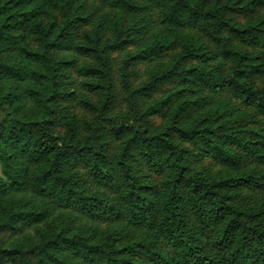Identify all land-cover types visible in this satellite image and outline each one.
Masks as SVG:
<instances>
[{
	"label": "trees",
	"instance_id": "1",
	"mask_svg": "<svg viewBox=\"0 0 264 264\" xmlns=\"http://www.w3.org/2000/svg\"><path fill=\"white\" fill-rule=\"evenodd\" d=\"M73 1H68L69 6ZM99 1L109 7L131 13L141 10L137 0ZM152 1L164 6L163 23L178 27L196 25L219 47L221 54L231 61V73L225 76L217 69L205 68L166 72L161 77H152L147 85L139 89L140 94L152 92L160 83L178 76L190 83L188 90L194 96L198 94L200 86L210 92L226 89L264 115V90L256 88L251 82L254 74L264 70V63L259 62V57L241 53L231 45V37L235 36L244 43L259 41L264 47V18L256 25L242 28L230 17L232 14L253 13L264 6V0H238L237 3L216 5L213 8L196 0ZM35 2L36 0H0V108L4 114L0 125V196L16 198L14 195L21 193L18 198L19 208H15V201L9 206L7 217L0 221V233L15 230L21 222L41 220L47 209H37L34 205L48 208L50 198L64 207L63 212L67 214L68 209L74 208L106 220L118 213V209L114 205L107 206L101 196L80 189L79 179L74 173L68 174L64 171V165L77 156H82L85 149L56 143L44 135H35L31 131V124L23 118L27 112H32L35 116L42 115L44 105L49 100L63 101L69 95L60 89L59 78L63 76V73H60L61 65L70 62L54 63L49 49L59 48L60 42L68 40L72 29L81 21L79 7L76 10H66L63 23L52 38L49 37V31L43 28L45 38L42 51L32 50L29 45L21 44L23 36L20 30L41 31L39 17L42 10L41 7L35 6ZM136 28L134 26L131 29ZM226 32L231 34L227 36ZM117 40L118 43L106 45L105 48H119L124 41L118 38ZM97 44L77 45V50L91 54L98 60L107 61L108 58L103 53L105 49L97 47ZM165 44L166 41L156 40L152 45L138 50L133 59H149L164 48ZM202 50L193 45L186 46L185 57L207 58L209 53ZM28 62L48 67L54 77H50L49 72L36 70ZM81 71L89 74L100 72L95 66L83 67ZM113 100L112 85L109 84L102 110L110 109ZM84 103L94 108L89 102ZM168 104L169 98L158 100L147 109L146 115L161 114ZM181 111H184L183 107L176 109L174 117H179ZM174 127V131L181 138L194 143L200 142V149L204 153L214 156L222 163L239 165L240 158L232 149L211 139L209 134H214L213 131L189 130L178 125ZM113 131L115 135L125 136L117 161L128 185L124 194L128 220L134 225L152 224V216L157 212L162 235L173 248V252L164 253L149 251L146 245L138 244L137 254L144 250L142 255L151 254L155 264H264V210L248 214L237 209L232 203V191L235 188L259 182L260 177L229 176L219 180L194 177L188 174L185 159L187 151L172 142L168 135L146 137L136 125L124 124L113 125ZM219 138L237 137L220 135ZM245 142L248 146L251 144L249 141ZM103 147V144L100 145L94 154L90 170L100 183L109 185L113 177L106 169L109 161ZM134 148L139 150L147 164L159 168L165 164L169 168L159 194H149L150 187L142 184L140 177L136 176L127 164V158ZM185 189L186 204L195 213L199 226L205 229L216 227L214 236L208 240L209 251L202 243L203 237L196 238L188 228L186 212L184 206H181ZM92 234L98 241L101 239L97 229ZM113 236H116V240H122L119 235ZM64 243L68 248L83 251L90 256L103 253V245L91 244L88 238L83 236L65 237ZM60 247L57 241H49L42 248L34 250L35 264H45L46 261L68 264L56 253ZM6 254H20L21 264H33L18 248L0 249V264H4L3 255ZM103 255L102 264H145L136 261L134 256L124 261L118 260L111 251Z\"/></svg>",
	"mask_w": 264,
	"mask_h": 264
},
{
	"label": "rangeland",
	"instance_id": "2",
	"mask_svg": "<svg viewBox=\"0 0 264 264\" xmlns=\"http://www.w3.org/2000/svg\"><path fill=\"white\" fill-rule=\"evenodd\" d=\"M69 0H36L35 6L41 7L39 19L41 31H22L21 44H27L32 50L42 51L44 47V30L49 37L55 35L63 23L66 10L79 7L81 21L72 29L68 40L60 42L59 48L49 49L54 63L61 65L59 78L60 89L69 94L63 101L49 100L44 106L43 114L35 116L27 112L23 117L31 124L35 135H44L56 143L72 145L85 149L82 156H77L64 165V171L74 173L79 179V188L87 193L101 196L106 205H114L118 213L109 219L102 220L74 208L64 213V207L59 206L50 198V207L34 205L37 209H47L46 215L39 221L21 222L15 230L0 233V249L18 248L27 255L30 261L36 263L35 251L49 241H57L61 245L56 250L68 264H102L103 253L112 252L118 260H126L130 256L145 264H155L151 254L138 252V244L146 245L149 251L173 252L162 235L159 227L158 213L152 216V224L134 225L127 218L124 194L127 182L118 156L121 152L125 136L114 134L113 125H136L146 137L168 135L169 139L185 149L188 174L207 179H222L229 176L251 175L260 177L259 182L244 184L232 191V203L245 213L254 214L264 210V115L250 104L244 103L232 95L229 90L210 92L200 86L196 96L188 89L190 83L174 76L160 83L155 90L140 94L139 89L147 85L152 77H161L166 72H178L189 68L217 69L223 75L229 76L231 61L226 59L219 49L200 29L193 24L171 26L162 22L163 5L152 0H137L141 10L131 13L119 8H112L99 0H74L69 6ZM213 8L216 5L233 4L238 0H196ZM234 23L242 28L256 25L264 18V6L249 14H232ZM137 27L132 30V27ZM226 32L225 35H230ZM123 44L115 49L105 46ZM232 47L250 56L259 57L264 63V47L257 41L254 43L241 42L237 37H231ZM166 41L164 48L156 55L146 60H134V54L144 46L152 45L154 41ZM97 41L99 44H97ZM95 45L103 51L108 60H98L91 54L81 53L77 45ZM200 47L208 52L207 58L185 57L186 46ZM106 46V47H107ZM202 50V51H203ZM203 51V52H204ZM40 72L50 73L49 68L35 62H28ZM95 66L100 72L85 73L81 69ZM252 84L264 90V70L251 77ZM112 85L114 100L110 109L102 110L107 86ZM158 84V83H157ZM169 98V104L161 114L146 115L147 109L156 101ZM84 101L94 108L88 107ZM5 107V106H4ZM183 107L179 117H174L176 109ZM4 114L0 108V125ZM175 125L189 130H210L211 139L226 148L232 149L240 158L238 166L222 163L214 156L200 149L201 143L190 142L174 131ZM220 135H230L237 138H219ZM245 141L251 142L246 145ZM104 145L105 154L109 161L108 169L113 181L109 185L100 183L91 172V162L100 145ZM254 149V150H252ZM257 155H256V154ZM127 164L140 181L150 187L149 194H159L163 180L169 173V168L163 164L161 168L147 164L134 148L127 158ZM33 169V168H32ZM0 175L1 166H0ZM185 189L183 209L189 230L198 238L203 237L202 243L209 251L208 240L214 236L216 227L207 229L199 226L196 215L186 204ZM0 196V221L7 217L9 206L18 198ZM28 195V194H26ZM19 202V203H18ZM99 231L101 239L93 238L95 230ZM110 231V232H108ZM112 234V235H111ZM116 234L122 240H116ZM83 236L89 243L102 246L103 253L87 255L83 251H75L64 243L65 237ZM199 239V238H198ZM105 244V245H104ZM13 247V248H12ZM35 250V251H34ZM139 251V250H138ZM152 253V252H151ZM4 264H21V255H3ZM45 264H54L46 261Z\"/></svg>",
	"mask_w": 264,
	"mask_h": 264
}]
</instances>
